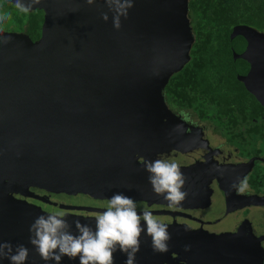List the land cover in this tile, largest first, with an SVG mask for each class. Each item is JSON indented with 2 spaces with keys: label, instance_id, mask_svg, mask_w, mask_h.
<instances>
[{
  "label": "water",
  "instance_id": "water-1",
  "mask_svg": "<svg viewBox=\"0 0 264 264\" xmlns=\"http://www.w3.org/2000/svg\"><path fill=\"white\" fill-rule=\"evenodd\" d=\"M132 4L117 29L106 0H94L92 5L86 0H41L33 9L42 13L36 39L18 33L5 36L7 43L0 39V243L28 248L25 264H55L44 261L29 240L35 218L48 213L14 194L31 196L28 186L71 192L82 165L78 145L68 142L70 134L63 131L67 126H83L84 117L94 118L90 127L96 129L99 117L129 121L174 117L161 90L189 58L194 37L188 0H132ZM102 13L108 15L107 21ZM236 35L243 38L245 48L233 58L244 59L249 67L238 79L264 107V32L236 25L229 37ZM71 148L74 152L68 155ZM143 167L128 160L124 178L117 173L104 181L119 184L122 178L116 189L134 193L137 186L138 196L144 181L135 171H146ZM249 198L245 204H253L255 197ZM64 218L74 235L75 220L88 224L85 219ZM88 225L95 230V225ZM168 231V250H177L188 264H263L262 247L238 232L215 235L201 227L191 231L174 225ZM151 244L145 228L142 253L152 250ZM63 258L60 264H74ZM0 264L10 260L0 256Z\"/></svg>",
  "mask_w": 264,
  "mask_h": 264
},
{
  "label": "flooded vegetation",
  "instance_id": "flooded-vegetation-1",
  "mask_svg": "<svg viewBox=\"0 0 264 264\" xmlns=\"http://www.w3.org/2000/svg\"><path fill=\"white\" fill-rule=\"evenodd\" d=\"M248 68L247 63L246 72ZM166 83L161 91L173 119L158 117L155 120L142 118L129 121L99 117L100 124L96 129L90 127L94 118L84 117L83 126L72 124L63 130L70 134L68 142L78 145V156H81L79 163L82 167H77L71 192L28 186L26 192L31 196L16 193L15 197L24 199L45 213L63 212L65 217L85 219L88 224L95 225V215L106 210L108 199L115 193H123L136 201L138 214L149 210L160 221L177 229L182 227L192 231L201 227L215 235L225 231L238 232L242 237L257 242L264 252V149L256 145L250 133L228 137L208 120L199 118L197 113L174 111V106L165 97ZM162 123L166 128L161 127ZM101 124L104 126L101 127ZM234 140L239 141L237 147L232 144ZM231 146L233 154L230 153ZM73 152L71 148L68 155ZM158 158L174 160L186 177L182 191L188 195L179 205L170 207L163 195L153 192L146 171H135L136 176L144 181L138 186L142 192L138 196L135 194L137 186L134 193L116 189L124 181L122 174L128 160L134 159L140 165L144 160ZM243 172L246 174L240 179ZM117 173L122 177L119 184L104 181L109 178L111 181L112 175ZM245 178L248 187L243 193H238L232 185ZM14 184L21 188L19 183ZM249 197H255L253 204H245ZM141 225L144 227L143 221ZM126 258L125 254L116 251L114 264H125ZM71 261L79 264L78 257ZM135 264L188 262L177 250L170 248L164 253L154 252L153 249L145 253L139 250ZM208 264L213 263L208 261Z\"/></svg>",
  "mask_w": 264,
  "mask_h": 264
},
{
  "label": "trees",
  "instance_id": "trees-1",
  "mask_svg": "<svg viewBox=\"0 0 264 264\" xmlns=\"http://www.w3.org/2000/svg\"><path fill=\"white\" fill-rule=\"evenodd\" d=\"M6 4L3 13H11L18 28L25 24L26 34L36 39L41 11L25 14ZM187 6L194 40L186 63L168 78L165 97L176 110L197 113L228 137L250 133L264 149V107L238 79L247 63L233 58L245 43L239 35L229 37L236 25L264 32V0H188Z\"/></svg>",
  "mask_w": 264,
  "mask_h": 264
},
{
  "label": "clouds",
  "instance_id": "clouds-1",
  "mask_svg": "<svg viewBox=\"0 0 264 264\" xmlns=\"http://www.w3.org/2000/svg\"><path fill=\"white\" fill-rule=\"evenodd\" d=\"M86 2L92 5L94 0ZM40 3L41 0H15L14 7L27 14ZM106 4L114 13V27L119 29L120 18L127 17L128 9L133 6L132 0H106ZM102 17L108 20L106 13H102ZM8 20H11V13L0 12V24ZM0 39L4 43L9 41L8 37ZM143 166L149 173L148 180L153 192L163 195L170 207L179 205L186 198L188 193L182 191L186 177L174 160H144ZM232 187L238 193H243L248 187L247 179L234 183ZM64 215L63 212L40 215L29 228L30 243L46 262L55 261V264H60L66 256L69 259L78 257L79 264H114V253L120 251L127 257L125 264H135L136 254L140 250V237L145 228L146 235L151 237L153 251H168V241L171 239L168 225L149 210H142L138 214L136 201L123 193H115L108 199L106 210L95 215V230L75 220L78 234L74 235ZM185 250H188V246ZM28 255L29 250L24 245H17L13 249L10 243H0V256L7 257L10 264H25Z\"/></svg>",
  "mask_w": 264,
  "mask_h": 264
},
{
  "label": "rangeland",
  "instance_id": "rangeland-1",
  "mask_svg": "<svg viewBox=\"0 0 264 264\" xmlns=\"http://www.w3.org/2000/svg\"><path fill=\"white\" fill-rule=\"evenodd\" d=\"M6 2L14 5V3L8 0H0V12H5V9H9V6H7ZM25 30V24H23L21 28H18L13 18L11 17V20L5 21L3 24H0V38L17 33L27 35ZM174 111L177 110L175 109ZM230 151V153H234V148L232 146Z\"/></svg>",
  "mask_w": 264,
  "mask_h": 264
}]
</instances>
